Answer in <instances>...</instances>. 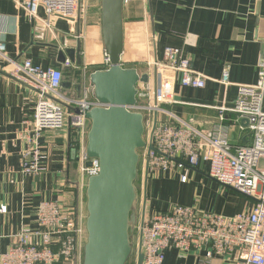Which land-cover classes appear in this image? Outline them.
Listing matches in <instances>:
<instances>
[{"label": "crops", "instance_id": "obj_1", "mask_svg": "<svg viewBox=\"0 0 264 264\" xmlns=\"http://www.w3.org/2000/svg\"><path fill=\"white\" fill-rule=\"evenodd\" d=\"M77 12L74 25L66 18L48 16L43 7L38 10L39 19L32 20L14 0H0V41L5 43L7 55L17 61L29 58L43 68L59 67L70 59L73 66L62 68V82L68 81L70 86L60 87L67 96L77 94L82 77L83 60H76L78 42L81 50L90 44L97 48L101 41L100 0H78ZM123 25L122 59L127 67H135L131 61L161 59L166 46H176L190 58L193 69L206 76L200 88L181 87L176 82V102L166 104V109L184 120L192 119L199 129L224 132L233 144L250 143L249 131L240 128L246 123L237 122L232 112H224L222 121L217 115L219 106L233 105L238 84H253L257 79V64L264 58V0H124ZM78 32L86 33L85 44L75 38ZM70 48L75 50L73 60L65 53ZM88 59L85 64H91ZM2 67L0 60V254L10 248L21 227L36 229V211L43 201L74 207L84 222L86 218V179L74 162L71 144L79 139L77 131H43L38 138V164L43 170L23 173L21 151L30 148L24 135L35 96ZM225 68L232 83L228 87L220 82ZM201 165L149 175L140 220L171 204L224 215L248 207L246 197L207 174L208 163ZM205 253L171 248L165 251L162 264L237 263L232 256L206 258Z\"/></svg>", "mask_w": 264, "mask_h": 264}, {"label": "built area", "instance_id": "obj_2", "mask_svg": "<svg viewBox=\"0 0 264 264\" xmlns=\"http://www.w3.org/2000/svg\"><path fill=\"white\" fill-rule=\"evenodd\" d=\"M14 1L32 20L39 19L38 10L43 7L48 16L66 18L73 25L77 21L78 0ZM75 38L85 44L87 35L78 32ZM96 44L97 48L90 44L80 50L83 72L79 89L77 94L67 96L60 92V87L62 68L73 66L70 59H64L59 67L43 68L34 65L29 58L22 61L10 58L5 43L0 41L2 68H7V74L21 81L35 96L32 114L26 119L27 135H24L30 148L21 151L23 173L39 174L43 170L38 164V138L45 130L58 129L77 131L79 139L71 144L82 179L97 173V160L89 159L86 154L89 129L86 113L100 105L93 96L89 75L95 70L107 69L109 59L101 41ZM86 58L91 64H85ZM122 64L128 66L124 60ZM133 68L139 79L136 102L129 109L142 114L145 131L149 132L146 146L139 151L141 192L144 193L149 175L187 166L200 168L202 162H206L209 176L248 200V207L234 215L180 204L143 215L137 242L142 253L141 264H162L165 251L171 248L184 252L205 250L206 258L232 256L236 264H264V58L257 64L255 83L238 84L233 105L218 107L219 121L225 119L224 112H232L237 122L246 123L240 128L249 131L248 144H233L224 132L199 129L192 119L184 120L166 109V104L176 102V82L181 87L200 88L207 80L204 74L193 69L190 58L180 47L166 46L161 59L151 58L143 65L136 62ZM142 75L147 76L146 81L140 80ZM220 82L225 87L232 85L227 68ZM1 212H5L4 207ZM36 222L35 230L20 228L10 248L0 254V264H74L79 260L82 263L86 231L83 216L76 208L43 201L38 205Z\"/></svg>", "mask_w": 264, "mask_h": 264}, {"label": "water", "instance_id": "obj_3", "mask_svg": "<svg viewBox=\"0 0 264 264\" xmlns=\"http://www.w3.org/2000/svg\"><path fill=\"white\" fill-rule=\"evenodd\" d=\"M123 6L124 0H100L101 42L109 65L89 75L93 96L100 105L86 113L89 119L86 154L97 160L98 171L86 179L82 264H127L133 250L132 231L138 213L135 181L139 151L146 141L142 114L129 109L136 102L139 78L135 68L122 64ZM80 47L78 42V63ZM65 53L74 59V49H66ZM140 80L146 81L147 76L142 75ZM62 85L69 87L70 83L65 81ZM74 111L77 113V108ZM141 263L142 253L138 249L136 264Z\"/></svg>", "mask_w": 264, "mask_h": 264}, {"label": "rangeland", "instance_id": "obj_4", "mask_svg": "<svg viewBox=\"0 0 264 264\" xmlns=\"http://www.w3.org/2000/svg\"><path fill=\"white\" fill-rule=\"evenodd\" d=\"M146 61H144V60L143 61L137 60V61H131V62L133 64H136V62H137L138 65H143ZM148 134H149V132H148V130H146L145 131V134H144V139H146V137L148 136ZM140 166L141 165L139 163V168H140ZM141 179H142V176L139 173V176L137 177L136 182H135V186H136L137 193H138V213H137V222H136L135 228H133V232H132L133 250H132L131 259H130L131 264H132V262L134 264H136L137 253H138V248H137V242H138V227L140 226L139 224L141 222V220H140V212H141V210L143 208V206H142L143 205V201H142L143 200L142 199L143 196H142V192L140 190V181H141ZM225 188H228V187H225ZM228 189H230V188H228ZM230 190H232V189H230ZM141 202H142V204H141ZM81 240H83V236L80 238V243H81Z\"/></svg>", "mask_w": 264, "mask_h": 264}, {"label": "trees", "instance_id": "obj_5", "mask_svg": "<svg viewBox=\"0 0 264 264\" xmlns=\"http://www.w3.org/2000/svg\"><path fill=\"white\" fill-rule=\"evenodd\" d=\"M137 177H138V176H137ZM135 182H136V181H135ZM132 232H133V231H132ZM131 254H132V253H131ZM130 259H131V255H130L128 261H127V264H131ZM62 263H67V262H62ZM62 263H61V264H62ZM67 264H69V263H67ZM132 264H134V263L132 262Z\"/></svg>", "mask_w": 264, "mask_h": 264}]
</instances>
